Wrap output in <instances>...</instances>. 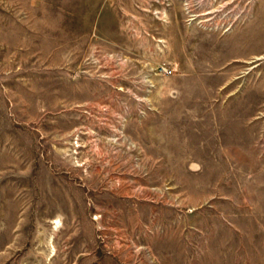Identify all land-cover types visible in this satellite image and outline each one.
I'll return each instance as SVG.
<instances>
[{
	"label": "rangeland",
	"instance_id": "rangeland-1",
	"mask_svg": "<svg viewBox=\"0 0 264 264\" xmlns=\"http://www.w3.org/2000/svg\"><path fill=\"white\" fill-rule=\"evenodd\" d=\"M0 264H264V0H0Z\"/></svg>",
	"mask_w": 264,
	"mask_h": 264
}]
</instances>
